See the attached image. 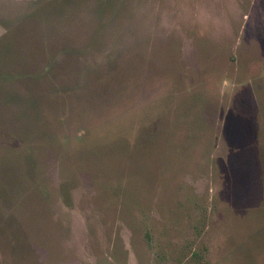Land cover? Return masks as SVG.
<instances>
[{"label": "rangeland", "instance_id": "1", "mask_svg": "<svg viewBox=\"0 0 264 264\" xmlns=\"http://www.w3.org/2000/svg\"><path fill=\"white\" fill-rule=\"evenodd\" d=\"M0 264H264V0H0Z\"/></svg>", "mask_w": 264, "mask_h": 264}, {"label": "trees", "instance_id": "2", "mask_svg": "<svg viewBox=\"0 0 264 264\" xmlns=\"http://www.w3.org/2000/svg\"><path fill=\"white\" fill-rule=\"evenodd\" d=\"M49 71H51V69H50V70H48V73H49Z\"/></svg>", "mask_w": 264, "mask_h": 264}]
</instances>
